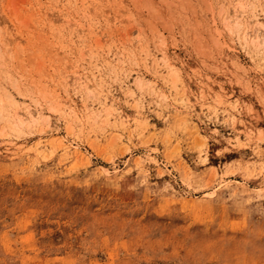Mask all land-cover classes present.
<instances>
[{
	"label": "rangeland",
	"instance_id": "obj_1",
	"mask_svg": "<svg viewBox=\"0 0 264 264\" xmlns=\"http://www.w3.org/2000/svg\"><path fill=\"white\" fill-rule=\"evenodd\" d=\"M0 264H264V0H0Z\"/></svg>",
	"mask_w": 264,
	"mask_h": 264
},
{
	"label": "bare ground",
	"instance_id": "obj_2",
	"mask_svg": "<svg viewBox=\"0 0 264 264\" xmlns=\"http://www.w3.org/2000/svg\"><path fill=\"white\" fill-rule=\"evenodd\" d=\"M4 44H5V43H4ZM4 44H2V45H4ZM27 50H28V49H27ZM20 55H22V54L20 53ZM34 114H35V113H34ZM38 115H39V114H38ZM40 115L42 116V114H40ZM43 121H45V120H43ZM43 121H42V122H43ZM46 122H47V121H46ZM44 124H45V123H44ZM47 124H48V122H47Z\"/></svg>",
	"mask_w": 264,
	"mask_h": 264
}]
</instances>
